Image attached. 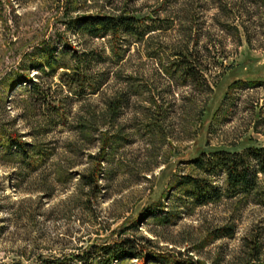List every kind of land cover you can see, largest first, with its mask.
<instances>
[{
	"label": "rangeland",
	"instance_id": "obj_1",
	"mask_svg": "<svg viewBox=\"0 0 264 264\" xmlns=\"http://www.w3.org/2000/svg\"><path fill=\"white\" fill-rule=\"evenodd\" d=\"M101 15L134 33L75 24ZM247 148L264 149V0H0V264L126 241L138 258L111 264H264V198L192 163Z\"/></svg>",
	"mask_w": 264,
	"mask_h": 264
},
{
	"label": "trees",
	"instance_id": "obj_2",
	"mask_svg": "<svg viewBox=\"0 0 264 264\" xmlns=\"http://www.w3.org/2000/svg\"><path fill=\"white\" fill-rule=\"evenodd\" d=\"M134 18L124 15L119 16H88L86 18H79L75 21L80 31L85 32L91 37H102L110 35L116 37L119 33L133 34L134 33ZM38 64L39 69L42 67L53 68L55 66L52 57V52L43 47L39 51ZM60 68V67H59ZM29 81L27 75L17 76V82L26 83ZM35 89L36 85L31 86ZM9 146L13 140L10 139ZM20 143H14V146L19 147ZM9 149V147H8ZM21 149V146L18 148ZM192 163L197 168H208L210 171H221L225 177L226 192L228 194H242L250 195L257 194L264 198V149L247 148L241 153H229L225 151H216L211 153V157L205 158L204 153H200ZM97 169H93L86 179V185L90 187L97 186ZM258 174H263V178L258 180ZM261 184V191L257 193L258 185ZM179 187L183 189L186 196L193 198H200L207 193L208 185L204 179H197L191 177L183 178L179 183ZM264 205V201H262ZM131 242L126 241L116 243L113 247L104 250L103 254L107 257L105 262L97 261L94 264H111L112 261H122L126 259L138 258L139 254L132 249ZM83 260V259H81ZM83 264L87 261H83Z\"/></svg>",
	"mask_w": 264,
	"mask_h": 264
}]
</instances>
